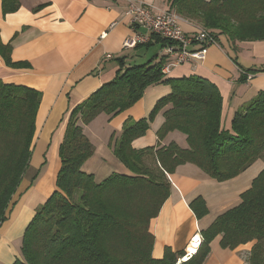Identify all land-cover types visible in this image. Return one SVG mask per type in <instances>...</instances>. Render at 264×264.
<instances>
[{
    "label": "trees",
    "instance_id": "obj_1",
    "mask_svg": "<svg viewBox=\"0 0 264 264\" xmlns=\"http://www.w3.org/2000/svg\"><path fill=\"white\" fill-rule=\"evenodd\" d=\"M165 1L169 11L208 30L217 44L226 37L234 51L238 43L264 41V0ZM20 7V0H3L5 16ZM152 39L135 48L159 45L160 54L146 62L118 59L115 78L72 109L59 147L56 189L36 209L24 232L21 256L13 264H204L212 241L220 235L221 245L232 250L252 242L248 264H264V167L240 203L202 231L199 247L189 259L183 261L186 252L171 248L161 259L152 255L151 221L170 197L169 175L178 167L196 165L222 183L264 161V91L235 113L230 128H224L218 86L198 75L168 77L163 69L169 58L163 50L174 43L158 36ZM11 54L12 45L0 39V57L7 67L30 68L28 62H13ZM244 71L257 74L264 68ZM159 85L170 86L171 93L158 100L149 117L127 120L120 136L111 137L109 145L129 174L113 173L97 182L94 174L83 170L95 154L83 125L101 115L116 117ZM41 100L34 89L0 80V227L30 166ZM161 111L159 145L135 149L133 142L147 134ZM172 132L186 136L187 148L175 142L161 146ZM190 207L198 219L209 213L201 197Z\"/></svg>",
    "mask_w": 264,
    "mask_h": 264
},
{
    "label": "crops",
    "instance_id": "obj_2",
    "mask_svg": "<svg viewBox=\"0 0 264 264\" xmlns=\"http://www.w3.org/2000/svg\"><path fill=\"white\" fill-rule=\"evenodd\" d=\"M134 1L144 2L160 11L169 10L165 0ZM20 5L16 13L5 16L3 0H0V39L3 44L12 45L13 62H28L30 68H9L0 57V80L34 89L42 96L30 166L7 212L8 219L15 214L21 220L19 233L23 239L36 209L44 205L56 189L61 167L59 147L72 109L115 78L119 70L118 59L127 57V62H146L161 52L159 45L154 46L158 49L155 53L148 51L149 56L146 53L142 56L141 48L125 49V40L134 35L125 15L127 0H20ZM187 23L191 29L186 34L201 28ZM220 44L210 46L203 61L173 68L168 77L198 75L214 82L223 98L222 125L228 129L235 113L264 91V72L247 74L244 71L264 68V41L238 43L237 51L229 44L228 49L232 52ZM245 50L249 53L250 67L242 63ZM107 55L112 58L107 59ZM241 76H246V81L242 82ZM170 93L168 85L150 87L127 111L112 119L101 115L89 125H83L85 135L95 146V154L85 163L83 170L94 174L97 182L113 173L129 174L109 145L111 137L120 136L127 120L139 121L149 117L158 100ZM163 113L161 111L156 116L144 137L133 142L135 149L159 145L157 131L164 123ZM172 142L182 148L188 146L186 136L180 132L170 133L161 146ZM250 169L222 183L193 164L182 165L169 175L171 195L150 225L155 237L153 257L163 258L166 248L188 252L196 237L201 242L202 231L219 215L237 206L241 195L251 187L259 173L250 179L246 177ZM231 193L232 198L229 197ZM199 197L206 201L209 210L202 219H198L190 207ZM11 226L12 223H3L0 231L5 234ZM221 239L220 235L212 241L204 264H248L252 242L232 250L224 248ZM1 242L0 239V253L3 249L9 254L6 243ZM15 254L14 257L8 256L12 257L11 264L20 257Z\"/></svg>",
    "mask_w": 264,
    "mask_h": 264
},
{
    "label": "built area",
    "instance_id": "obj_3",
    "mask_svg": "<svg viewBox=\"0 0 264 264\" xmlns=\"http://www.w3.org/2000/svg\"><path fill=\"white\" fill-rule=\"evenodd\" d=\"M125 15L134 32L131 38L125 40V49H133L138 45L152 42L153 36L174 43L163 50L169 58L163 69V72L167 74L171 69L183 64L203 61L208 54L209 47L217 45L216 39L208 30L198 29L192 34H186L180 25L183 19L169 10L160 11L144 2L127 0ZM139 30L144 32L140 33ZM111 58V55H107V59ZM187 251L183 261L193 255L189 252V248Z\"/></svg>",
    "mask_w": 264,
    "mask_h": 264
},
{
    "label": "rangeland",
    "instance_id": "obj_4",
    "mask_svg": "<svg viewBox=\"0 0 264 264\" xmlns=\"http://www.w3.org/2000/svg\"><path fill=\"white\" fill-rule=\"evenodd\" d=\"M180 25L183 28L182 30L184 32L190 31V29H191V26L187 22L180 21ZM220 41H221L220 42L221 43L220 44L221 47H223L225 50L227 49V51H229V52H232L231 50L228 49L229 48V41H228V39L226 37H221ZM141 50H142L141 51L142 52L141 53L142 56L145 53L149 56V53L153 54L158 49L153 46V47H150L149 49H147L146 47H142ZM148 51H149V53H148ZM233 54H235V53L233 52ZM144 59H146V58L144 57ZM242 59H243L242 63L245 66L250 67L252 65L251 62L249 61V53H247V50H245V54L243 55ZM143 62H145V61H143ZM263 165H264V161L263 160L258 161L254 165V167H252V169H250V171L248 173H246V177H248L250 179H253V177L255 176L256 173L258 174V173L261 172V170L263 169L262 168ZM233 196H234L233 193H231L229 195L230 198H232ZM20 221L21 220L19 218H16V215L14 214L9 219H7V221L5 222V223H12V226L9 228V231L7 230V232L5 234H3L0 231V239L2 241L1 243L3 244V241H4L6 243V247L10 250L9 254H8V252H3V249L1 250V253H0V264H11V262H9V260L16 255L15 253H18L19 256H21V252H22L21 251L22 234L19 233V230H20L19 225H21ZM20 232H21V230H20ZM9 255L12 256V257L8 258Z\"/></svg>",
    "mask_w": 264,
    "mask_h": 264
},
{
    "label": "bare ground",
    "instance_id": "obj_5",
    "mask_svg": "<svg viewBox=\"0 0 264 264\" xmlns=\"http://www.w3.org/2000/svg\"><path fill=\"white\" fill-rule=\"evenodd\" d=\"M199 241H200V238L199 237H196V239L192 242V244L190 245L189 247V251L191 253H195L199 247Z\"/></svg>",
    "mask_w": 264,
    "mask_h": 264
}]
</instances>
